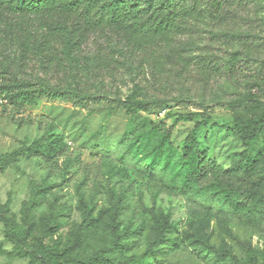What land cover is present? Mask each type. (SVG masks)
Masks as SVG:
<instances>
[{"label": "rangeland", "instance_id": "374dc122", "mask_svg": "<svg viewBox=\"0 0 264 264\" xmlns=\"http://www.w3.org/2000/svg\"><path fill=\"white\" fill-rule=\"evenodd\" d=\"M239 12L245 19L214 21L207 14L203 19L205 30L245 33L231 43L221 38L211 49L223 67L205 90L195 84V74L179 84L172 76L153 82L145 74L147 80L142 79L153 82L148 83L150 95L203 99L212 108L200 129L201 145L218 163L209 188L187 192L170 166L158 162L147 168L164 131L170 136L162 155L169 156L170 164L179 160L175 146L202 119L200 113L188 116L195 111L192 107L170 103L162 111H137L131 119L122 109L78 108L57 99L22 107L0 95V155L22 142H40L42 132L29 124L30 118L40 116L55 125L69 150L79 154L80 163L88 164L69 166L73 178L67 180L61 179L58 162L36 157L0 165V209L7 218L0 220V264H40L39 244L67 250L74 263L98 256L102 264L106 259L110 264H264V203L236 204L240 196L253 202L264 199V131L249 144L243 139L245 128L234 121L264 110V0H251ZM208 36L205 31L195 35L189 53L203 54L211 43ZM18 47L15 40L0 41V79L8 77L6 72L20 79L38 75L32 62L18 68ZM124 76L125 83L118 76L111 95L139 96ZM236 97L245 101L235 113L227 102ZM136 138H145L144 151L126 149L136 147ZM86 207L92 208L87 221ZM116 207L119 214L114 213ZM164 215L173 227L164 232L168 241L162 243ZM114 218L121 228L131 230L121 249L111 246L109 226Z\"/></svg>", "mask_w": 264, "mask_h": 264}, {"label": "trees", "instance_id": "16d2710c", "mask_svg": "<svg viewBox=\"0 0 264 264\" xmlns=\"http://www.w3.org/2000/svg\"><path fill=\"white\" fill-rule=\"evenodd\" d=\"M250 1L0 0V41L5 38L15 40L19 46L15 56L19 69L32 62L38 70L34 80L20 79L16 74L6 72L8 77L0 79V95L22 107H35L43 101L57 99L78 108L103 107L110 112L122 109L131 119H134L137 111H162L170 103L192 107L195 111L189 112L188 116L200 113L202 119L196 121L182 142L175 146L179 160L170 164L169 156L162 155V147L170 136L169 131H164L149 154L151 160L147 168L152 169L158 162L170 166L174 170V179L187 192L209 188L210 181L218 171V163L201 145L200 129L205 126L209 118L207 113L212 108L203 99L150 95L148 83L153 84L156 78L162 76H172L179 84L190 74H195V84L205 90L223 67L211 49L220 43L221 38L224 44L231 43L244 37L245 33L205 30L202 27L203 19L206 14L214 21L237 17L245 19L239 10H246ZM204 31L209 35V48L203 54H190L195 35ZM229 63V70L232 71L234 65ZM145 74H150L153 82H143L142 79L147 80ZM124 75H128V81L139 96L123 99L117 93L111 95V87L118 76L119 82L125 83ZM115 89L117 91V87ZM249 100L260 102L258 98ZM243 101L245 98L236 97L229 100L227 105L236 113ZM215 104L218 103L213 106ZM234 121L245 128L243 139L254 144L264 131V110L251 117H235ZM29 124L42 132L40 142H22L18 148L0 155V165L29 157L58 162L62 180L73 178V174L67 170L69 166L82 164L87 168V163H80L79 154L69 150L53 123L44 117L34 116ZM145 145V138L137 139L136 147L130 145L126 149L144 151ZM124 156L128 154L125 152ZM94 173H99V167L95 168ZM240 199L236 203L239 206L255 204L261 207L264 203V199L262 202H253L244 196H240ZM4 211L0 209L1 221L7 220ZM119 211L120 208L116 207L114 213L119 214ZM91 213L92 208L86 207L85 221ZM161 221L163 231L160 240L165 243L168 240L162 235L173 226L168 222V215H164ZM109 228L111 246L123 248L131 233L130 228H121L117 218ZM10 237L22 241L21 237ZM37 253L40 264H90L100 260L96 256L93 261L74 263L67 250L61 251L55 246L43 244H39ZM100 261L102 264L104 259ZM105 262L110 264L107 259Z\"/></svg>", "mask_w": 264, "mask_h": 264}]
</instances>
